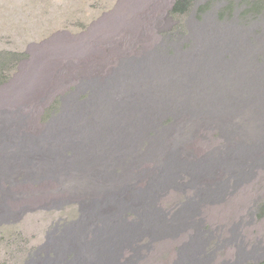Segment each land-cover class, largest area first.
Wrapping results in <instances>:
<instances>
[{"label": "rangeland", "instance_id": "374dc122", "mask_svg": "<svg viewBox=\"0 0 264 264\" xmlns=\"http://www.w3.org/2000/svg\"><path fill=\"white\" fill-rule=\"evenodd\" d=\"M174 2L0 0V264H264V0Z\"/></svg>", "mask_w": 264, "mask_h": 264}, {"label": "trees", "instance_id": "16d2710c", "mask_svg": "<svg viewBox=\"0 0 264 264\" xmlns=\"http://www.w3.org/2000/svg\"><path fill=\"white\" fill-rule=\"evenodd\" d=\"M194 1L195 0H175L171 13L172 14H184V13L188 12ZM259 10H258V6H257V12H259ZM22 55L24 56L26 54H22ZM171 121H172V119H169V120H167V123H169ZM261 210H262V215H264V204L262 205Z\"/></svg>", "mask_w": 264, "mask_h": 264}]
</instances>
